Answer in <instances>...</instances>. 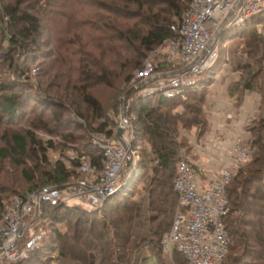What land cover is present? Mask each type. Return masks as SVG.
Segmentation results:
<instances>
[{"label":"trees","instance_id":"1","mask_svg":"<svg viewBox=\"0 0 264 264\" xmlns=\"http://www.w3.org/2000/svg\"><path fill=\"white\" fill-rule=\"evenodd\" d=\"M67 1L74 5L73 11L78 13L88 11L93 24L87 25H91V28L100 34L98 37L93 36L91 41L99 40L97 46H101L97 47L100 52L97 57L91 52L81 54L78 73L82 85L75 87L70 101L73 103L79 100V103L85 105L96 118L100 119V123L91 127L92 131L103 133L107 138L113 139L120 123L117 117L120 116L121 110L119 108L105 114L102 105L89 89L93 84H102L116 90L127 84L128 70L132 66L133 69L142 66L144 61L174 34L172 28L181 24L183 16L191 9L193 0ZM0 2L3 14L0 38L5 34L3 43L7 44L9 49H18L23 57L39 53L38 43L42 35L40 18L22 9L21 0L14 4L6 3L4 0ZM35 2L39 4V0ZM41 2L40 7L49 6L48 0ZM60 2H56V7H62ZM261 24H264V13L248 20L242 28L228 29L222 35L226 40L246 35V46L250 50L249 58L252 60L251 65L238 69L239 81L229 87L228 95L236 107L243 105L246 94L256 91L259 79L264 77V36L258 33L255 27ZM13 61L9 60L11 68L14 67ZM220 61L219 59L201 75V85L197 88L181 90L170 95L159 93L144 101L139 98L138 91L130 93L127 97L129 100L126 107L130 110L128 116L134 117L132 124L135 128V141L132 147L137 154L142 150L149 157H146V162L140 163L141 167L144 166L143 169L154 162L146 211L153 215L147 224L150 234L148 242L152 249L151 260L157 264H166L162 240L171 230L178 209L174 179L180 160V148L187 147L188 151L191 150L187 144L180 142L179 136L182 131H191L198 138L206 133L209 124L206 112L208 97L206 86L210 74H217L222 69ZM92 66L95 67L94 71ZM177 70V65L163 60L159 61L156 72L174 73ZM21 75L20 73V77L23 76ZM11 79L14 80L13 76ZM12 83L17 84L10 81V85L4 89L5 92H8ZM61 98L63 99V96ZM0 99L3 101L0 103V124L4 116L15 124L13 121L21 117L22 108L24 105L28 106L30 102L44 107L49 105L50 109H58L60 106L58 102L48 104L44 97L31 93H26L25 96L19 93H1ZM50 114L51 118H47L46 123L42 120L43 116L39 122H44V128L41 130L52 135L57 136L61 128L70 130L77 127L78 130H86L85 116L81 112L69 117L57 111ZM51 123H54L52 130L49 127ZM246 130L252 134L251 146L255 149V154L248 165L238 171L227 188L230 210L224 219V225L234 245L225 264H264V117L250 122ZM64 138L72 140V133H67ZM10 140L18 157H27L31 152L37 161H41L40 163L46 167L44 172H38L39 175L36 174L33 178L23 170V175L31 182L32 187L25 194L16 196L26 197L43 188H65L79 183L84 176L81 171L83 158L86 161L89 159V167L94 173L100 172L103 166V152L91 142L84 145L86 153L83 155L77 152L66 160L52 164L47 155L55 147L53 141L43 142L31 132L14 133ZM6 153L7 150L4 149L0 152L1 156H5ZM148 153L154 157L153 160ZM16 164L22 165L20 161H16ZM132 186L116 193L100 208L95 209L65 203L57 206L43 203L41 218H48V215L52 214L56 224L65 222L67 232L61 233L56 229L53 246H45L43 236L42 246L32 253L30 259L19 264H47L43 260L44 252H52L54 248L56 250L58 248V256L62 259H70L79 264H134L130 262L128 255L132 249V242L137 237L136 229L141 219L139 207L126 200L127 195L133 190ZM7 193L10 194V190H4L0 185V223L10 201ZM172 262L188 264L184 255L177 249L172 252Z\"/></svg>","mask_w":264,"mask_h":264},{"label":"rangeland","instance_id":"2","mask_svg":"<svg viewBox=\"0 0 264 264\" xmlns=\"http://www.w3.org/2000/svg\"><path fill=\"white\" fill-rule=\"evenodd\" d=\"M4 1L6 3L14 4L19 0ZM21 1L23 3L22 9L37 15L41 20L42 35L40 36L38 43L39 53H33L27 57H23V54H21L22 52H20L18 49H9V46L3 43L5 34L2 35L0 38V94L19 93L21 96H25L26 93H31L33 95H40L44 97L47 102H49L48 104L52 102H58L60 106H58V109H50L49 105L44 107L41 104L30 102L28 106L24 105L22 108L23 112L21 113V117L13 121L15 124H12V120L10 118L4 116L3 121L0 124V152L4 149L7 150V153L5 156H1L0 154V185L2 188H4V190H10L11 193H7L10 199L9 203L17 197H22L16 195L25 194L28 192L30 187H32L31 182H29V180L23 175V170H26L31 178L34 176L36 177V174L39 175L38 172L41 173L46 170L45 165L40 163L41 161H37V158L32 155L31 152L27 157H18L16 155L15 151L13 150V144L10 140V136L12 134H27L28 132H31L43 142L48 140L53 141L55 147L53 150L48 152L47 158L50 163L55 164L59 160H66L67 157L76 155L77 152H79L80 155H83L86 153L84 152V145L89 142L95 145L94 135L99 132L92 131L91 127L100 123V119L96 118V115H94L93 112L85 105L79 103V100L73 103L70 101L75 87H80L82 85L79 81L80 79L78 73L79 62L82 59L81 54L83 55L84 53L91 52L97 57L100 53L97 49V47H101L97 46V43L100 41H91L93 36L98 37L100 35L91 28V25L93 24L92 17L88 14L87 10L81 13H78L75 10L74 12V5H71L72 2L70 3L67 0H48L49 6L47 8L40 7L41 3H43L41 2L42 0H39V4H37L35 0ZM101 1L108 2L109 0ZM56 2H60V6L62 7H56ZM1 15L3 14L2 9L0 8V25L2 23L1 20L3 19ZM243 26L244 25H242L240 28ZM255 27L257 32L264 36V24L259 26L257 25ZM223 37L220 38L217 49L218 57L214 64H216V62H218L220 59V62L223 65L222 68H224V66L227 64L226 61L229 59L230 61H233L234 65H240L237 68V72L239 68L242 69L247 65L252 64V60L249 58L250 50L246 46V35L242 34L240 36L230 37L228 40L224 39ZM156 52L157 50L144 61L142 66H138L135 69H133L132 66L128 70L126 75L128 83L124 84L121 89L119 88L114 90L102 84H93V87L89 89V92L92 93L102 105L105 114L112 113L113 111H117V109L120 108L121 114L119 117H117L118 122L120 121L122 115L125 117L127 116L132 120L134 117L130 115L128 116V114H130V110L128 107H126L128 105L127 101L129 98L123 103V97L125 94L132 88L142 84H145V86L138 90L139 94H141L145 89L153 90L158 87L159 83L168 82L174 77V73L171 71L166 73L156 72V69L159 66V61L166 60L163 54H156ZM10 59L14 60L13 68L10 67ZM94 69L95 67L92 66L93 71ZM222 70L223 69H221V71ZM19 72L23 75H21L22 77H20ZM220 72L217 74H210V80L206 86L208 93L213 80ZM238 74L240 77L239 72ZM12 76L14 80L11 79ZM10 81H15V83H17L16 85L20 86L17 87L12 83L8 89V92H5L4 89L7 87V85H10ZM259 84H264V77L259 79L257 87ZM199 85H201L200 82L195 86L186 89L197 88ZM122 90L125 92L123 93ZM171 94H175V92ZM61 96H63V99ZM139 98L144 101L143 97L139 96ZM0 103H3L1 99ZM56 111L58 113H63L65 117L76 115L77 113L81 112L85 116L84 125L86 130H78L77 127L70 130H66L68 128H61V130H58L57 136L55 134L52 135L45 130H41L42 127L44 128V122H39L41 121L40 118L43 116L44 118L42 120H44L46 123L47 118H51L50 113ZM133 114H135V112ZM263 117L264 114L255 120L261 119ZM53 124L54 123H51L49 125L51 130L54 129ZM119 128L120 123L118 125V129ZM118 129L116 130V134L113 139L118 140V138H116ZM123 131L124 133L122 138L129 137V139H131L133 136L131 142V145L133 146L135 141L134 125L132 124V127L129 129L128 133H126L125 130ZM67 133H72V140L68 141L64 138V135ZM190 135H194V133L191 131H182L181 135L179 136V140L191 148ZM249 135V145L253 152V157L255 154V149L251 146L252 134L249 133ZM185 149L188 150L187 147H181L180 153ZM148 155L150 156V159H154L150 153H148ZM146 157V153L144 151L142 152V150L140 154L136 153L137 163L134 166V172L131 178L126 184V187L132 186L133 184V190L131 193H129V195H127L126 200L132 201L139 207L140 219L143 220L144 223L146 222L144 226L147 228V224L153 215L147 213L146 209L144 208L145 206L147 207L148 204L150 186L153 179L152 168L154 166V162L152 161L148 168L143 169L144 166L141 167L140 163L146 162V159L149 158ZM87 160L89 161V159ZM16 161H20L22 165H17ZM88 161L83 158V166L81 169L84 174V176L81 177L83 179L87 177L89 173H91L90 171H92L90 170ZM66 164H69L68 161H66ZM196 170L201 174V171L198 169ZM126 187H124L122 191ZM41 211L42 205L40 207V215L37 219V212L29 216L28 221L26 222L28 229L24 233L19 244L21 249L33 233H40L45 237V246H53V239L56 238V229L61 233L67 232L65 222L56 224V219L52 214L48 215V218H41ZM146 228H144L132 242V249L129 251L128 259L134 264H157L156 261L151 260L152 249L150 243L148 242L150 234ZM42 241L40 242L39 246L30 251L26 257L15 262H9L0 257V264H19L30 259L32 253L42 246ZM138 245L141 246L139 247ZM171 248L173 250V244L171 245ZM44 256L45 258H43V260L47 264H79L78 262L71 261L70 259H62L60 256H58V248L57 250L54 248L52 252H44ZM163 257L166 260V264H170L172 262L170 258L165 257L164 255Z\"/></svg>","mask_w":264,"mask_h":264},{"label":"built area","instance_id":"3","mask_svg":"<svg viewBox=\"0 0 264 264\" xmlns=\"http://www.w3.org/2000/svg\"><path fill=\"white\" fill-rule=\"evenodd\" d=\"M262 13L264 0H193L181 24L172 28L174 34L156 52L177 65L178 70L168 82L159 83L153 90L145 89L140 97L148 99L159 93H178L195 86L200 82L201 75L216 61L219 41L224 32L239 28ZM231 119L233 114L229 113L227 120ZM131 127V119L127 116L121 118L120 128L128 133ZM204 136L210 135L205 133ZM132 137H123L122 144L96 133L94 144L103 152L100 172L94 173L92 170L79 183L65 188H45L12 200L0 223V257L15 262L39 246L43 239L40 233H33L22 249L19 244L28 229L27 218L35 214L43 203L52 206L65 203L95 209L122 191L137 163L136 151L131 145ZM249 138L246 128L235 132L224 165L206 175V178L196 170L203 171L193 164L191 151L182 150L174 179L178 209L171 230L162 240L165 255L170 256L177 249L188 264H225L234 245L224 225L230 210L227 188L253 155ZM209 147L215 148L214 144Z\"/></svg>","mask_w":264,"mask_h":264},{"label":"crops","instance_id":"4","mask_svg":"<svg viewBox=\"0 0 264 264\" xmlns=\"http://www.w3.org/2000/svg\"><path fill=\"white\" fill-rule=\"evenodd\" d=\"M226 62L223 70H220L213 80L207 97L206 112L209 124L206 133L210 136L198 138L195 134L190 135L192 162L196 167H201L204 178L224 165L233 134L244 130L250 122L264 114V84H259L256 91L247 93L243 105L235 106L233 99L228 95V90L231 84L239 81L237 68L240 65H234L229 59ZM229 113L233 114L231 120H227ZM211 144H214L215 148L209 147ZM146 208L145 206L144 209ZM145 223L143 220L138 222L137 235L146 228ZM164 256L172 260V255Z\"/></svg>","mask_w":264,"mask_h":264},{"label":"water","instance_id":"5","mask_svg":"<svg viewBox=\"0 0 264 264\" xmlns=\"http://www.w3.org/2000/svg\"><path fill=\"white\" fill-rule=\"evenodd\" d=\"M143 86H145V84H142V85L136 86V87L132 88L131 90H129V91L125 94V96L123 97V103L126 101V99H127V97L129 96L130 93L138 91V90L141 89ZM124 117H125V116L122 115L121 118L123 119ZM123 130H124V129L119 128L118 131H117V135H116V138H118V140L120 141V143H122V140H121V139H122V135H123V133H124ZM122 144H123V143H122ZM39 215H40V208L37 210L36 219L39 217Z\"/></svg>","mask_w":264,"mask_h":264}]
</instances>
